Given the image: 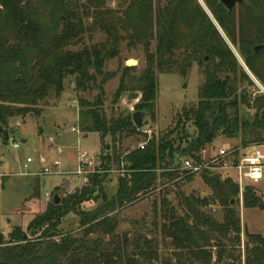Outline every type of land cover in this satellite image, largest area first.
<instances>
[{
    "label": "trees",
    "instance_id": "16d2710c",
    "mask_svg": "<svg viewBox=\"0 0 264 264\" xmlns=\"http://www.w3.org/2000/svg\"><path fill=\"white\" fill-rule=\"evenodd\" d=\"M47 1L52 7L46 21L41 6L46 0H0V134L8 130L12 116L41 114L40 105L59 99L65 78L75 77V90H87L89 83L100 88L92 102L77 99V127L83 134L98 133L100 160L97 171L80 190L58 196V204L55 193L44 211L38 186L34 187L18 211L33 213L26 231L17 226L8 237L0 232V264H152L157 259L155 239L143 234L131 240L127 234L119 236L114 232L116 219L107 214L155 192L159 185L190 180L194 175L179 177L180 158L201 162L203 150L219 134L235 138L240 147L263 143L264 94L250 96L242 83L254 85L253 81L197 0H121L116 8L110 7L108 0ZM204 2L223 33L237 44L251 74L264 86V0L238 3L237 15L235 7L229 10L220 0ZM84 17L90 18L91 28H97L106 39L70 50L68 46L82 39ZM125 39L128 45H143L145 66L139 74L132 66L123 67L113 101L126 91L131 93L130 99L139 93L134 110L151 117L158 95L157 74L184 76L185 62L191 57L202 66L197 102L183 110L173 129L158 137L137 129L132 112L110 117L104 112L102 84L116 75L104 71V62L119 54L118 45ZM153 39L155 52L149 50ZM257 45L260 49L255 51ZM179 49L189 55L177 56ZM97 75L102 76L99 84ZM241 104L254 110L251 118L241 117ZM187 122L193 127L192 134L186 130ZM175 132L177 137H173ZM136 135L144 136L143 149L139 145L123 149L124 141ZM112 165L121 170L116 191L94 210H83L85 201L103 191L102 181ZM201 173L212 187V197L181 195L185 202L181 214L162 198L160 231L178 249V264H210L208 246L213 245L216 262L225 259L223 264H241L242 228L235 205L238 184L230 178L214 180L206 170ZM243 196L244 206H258L260 199L252 188L246 187ZM217 202L223 206L220 220L200 209ZM69 212L81 217L77 234L60 231ZM245 236L244 264H264V235L245 230Z\"/></svg>",
    "mask_w": 264,
    "mask_h": 264
},
{
    "label": "rangeland",
    "instance_id": "374dc122",
    "mask_svg": "<svg viewBox=\"0 0 264 264\" xmlns=\"http://www.w3.org/2000/svg\"><path fill=\"white\" fill-rule=\"evenodd\" d=\"M204 10L205 14L211 19L218 33L224 37L229 49L232 50L238 65H241L247 75L253 81L254 85H249L246 81L243 86L253 97L256 93L264 94V86L260 81L251 74L247 66L244 64L243 58L237 48V44H233L223 33L219 27L215 17L204 0H197ZM84 2V0H80ZM117 2L121 0H108L110 7L116 8ZM44 19L48 18V11L52 7L51 2H43ZM239 4L235 6L234 11L237 15ZM47 21V20H46ZM85 31L81 35L82 39L76 44L70 45L67 48L70 50L80 49L84 45L90 46L92 43L104 42L106 36L97 28H91L90 18H83ZM156 41L153 39L150 43L149 50L155 52ZM119 54L116 57L109 58L104 62L103 69L105 72L115 71L116 75L110 77L102 85L103 87V109L107 117L110 115L116 116L120 113L133 112L134 106L138 103V97L130 99V92L123 93L116 102L113 101L115 91L118 88L120 75L123 67L132 66L136 68V73L142 72L145 66V51L142 44L128 45L127 40L121 41L118 45ZM177 56L185 57L189 53L182 49L176 51ZM185 75L179 73H158V95L154 117L144 114L142 132H146L149 137L155 135L160 136L176 126V122L184 109L192 107L197 102L198 88L203 81L201 73L202 66L197 60H186ZM91 72L93 70L91 69ZM102 76H96V83L99 84ZM87 90H75V77H67L64 80V90L61 97L56 100H49L45 106L40 105L41 114L36 116L29 113L25 116H12L8 119V137L7 143H4L2 134H0V232L4 236L15 229L20 224L23 230L26 231L28 225L32 221L33 215L21 214L18 211L23 206L37 187L39 193V202H41L42 211L47 208L46 193L49 192L50 201L56 193L59 197H64L67 194L74 193L80 190L83 185H80L81 175L77 176L74 171L77 170V158L80 151L87 152L89 155L96 156V162H99L100 138L98 133H89L87 137L77 127L78 116V97H83L86 100L94 101L97 94L100 93V88L93 83H89ZM254 110L247 109L244 104H241L239 114L242 118H251ZM20 121V125L16 124ZM74 128V131H73ZM186 130L193 133L191 123L187 122ZM173 137H177L175 132ZM25 140V141H24ZM144 140V136L136 135L129 137L123 143V149L133 148L138 146ZM17 144L18 146H15ZM57 147L61 148V153L57 151ZM239 141L222 134H219L216 139L206 147L207 152L205 157L209 158L211 154L217 152L219 148L231 149L239 148ZM263 150L264 146L242 150L240 154L246 151L249 154L251 151ZM46 154V162L40 164L39 155ZM238 156V151L236 152ZM27 158L30 160L27 161ZM58 161L59 167L56 169L53 162ZM42 168L49 167L54 171L53 174H44ZM37 171V173H34ZM211 172V170H206ZM121 174V170L112 165V169L108 171L102 181L103 191L96 198L85 201L82 204V209L85 211L94 210L97 205L102 204L104 199L109 198L116 191L118 183L117 178ZM230 178L233 182L237 181L236 170H230L222 174V180ZM45 180L42 184L41 180ZM239 187V186H238ZM255 191V195L264 202V172L260 182L249 185ZM189 196L199 198H211L212 187L202 178V173L194 174L190 179H178L171 183L159 185L155 192L146 194L145 197L129 203V205L113 210L107 215L116 219L117 225L114 232L119 236L124 234L129 235L131 240L137 234H143L155 239L157 247V259L152 264H172L176 263V252L178 249L174 247L169 238H165L160 231V226L163 223L161 201L165 198L170 202V207L174 206L181 214V209L185 205L184 199ZM235 198V205L240 215L241 232V264H244V245L246 236L245 230L264 235V205L247 207L244 206V196L239 188ZM201 211L213 216L217 220L223 217V206L220 203H211L208 206H201ZM18 223V224H16ZM81 230V217L69 212L64 216L60 225L62 233L68 232L77 234ZM9 231V232H8ZM8 232V233H7ZM116 234V235H117ZM93 237L96 235L93 234ZM165 238V239H164ZM106 242L110 241L109 237L104 238ZM213 241V240H212ZM211 241V245L213 244ZM130 247V246H129ZM212 252V260L210 264H223L216 262V246H208ZM232 262L231 260H228ZM196 264H200L197 262ZM235 264H239L236 261Z\"/></svg>",
    "mask_w": 264,
    "mask_h": 264
},
{
    "label": "built area",
    "instance_id": "2783aa9c",
    "mask_svg": "<svg viewBox=\"0 0 264 264\" xmlns=\"http://www.w3.org/2000/svg\"><path fill=\"white\" fill-rule=\"evenodd\" d=\"M74 131V128H73ZM149 132V131H144ZM143 132V133H144ZM9 140V139H8ZM146 141L139 144V148L143 149ZM18 146L17 144H14ZM264 146L263 143L249 145L247 147L223 149L219 148L216 153L211 154L209 158L205 157L207 150H203L201 162H195L190 158H180V166L178 167L179 177L185 175H194L202 172L203 170H211V173H218L220 178L222 174L230 170H236L237 181L241 193L244 192L246 187L249 185L260 182L263 178L264 172V149L256 151L253 149L249 154L246 151L242 154V150H249L250 148H257ZM238 151V156L236 152ZM30 159H28L29 161ZM96 156L89 155L87 152L80 151L77 158V170L74 174L77 176L81 175L80 185H85L88 182V176L97 171ZM53 166L57 169L59 162L54 161ZM44 174H53L54 171L49 167L43 168ZM47 200L49 198V192L46 193Z\"/></svg>",
    "mask_w": 264,
    "mask_h": 264
},
{
    "label": "water",
    "instance_id": "95a60500",
    "mask_svg": "<svg viewBox=\"0 0 264 264\" xmlns=\"http://www.w3.org/2000/svg\"><path fill=\"white\" fill-rule=\"evenodd\" d=\"M244 0H220L221 3H223L225 5V7L227 9H232L233 7H235L236 5H238V3H242ZM260 48H259V45H257L255 47V51H258ZM145 114V111H133L132 114H131V117L133 119V123L134 125L137 127V129H142L143 128V116ZM87 136V135H86ZM2 138L4 140V143H7L8 142V130L5 129L2 133ZM211 177L214 179V180H217V181H220V175L218 173H213L211 174ZM54 201L56 204H58L60 201H59V197L57 194L54 195ZM232 203H234V201H232ZM264 205V202L262 200H260L258 206H263Z\"/></svg>",
    "mask_w": 264,
    "mask_h": 264
},
{
    "label": "crops",
    "instance_id": "0c3cea01",
    "mask_svg": "<svg viewBox=\"0 0 264 264\" xmlns=\"http://www.w3.org/2000/svg\"><path fill=\"white\" fill-rule=\"evenodd\" d=\"M16 124L17 125H20V121H16ZM88 134L89 133H87V134H84L85 135V137H87L88 136ZM87 135V136H86ZM2 138V137H1ZM25 141V140H24ZM57 151L58 152H60L61 153V148L60 147H57ZM46 154L45 153H42V154H40L39 155V161H40V164H44L45 162H46ZM28 159L29 158H27V161H28ZM41 169H43L42 167H40ZM34 173H37V171H35ZM41 183L42 184H44L45 183V180L43 179V180H41ZM48 200H47V197H46V202H47ZM39 207V206H38ZM40 208H41V210H42V207L40 206ZM25 214H27V215H33V213L31 214V213H25ZM19 215H21V214H19ZM16 224H18V223H16ZM19 226H21L20 224H18ZM22 227V226H21ZM9 232V231H8ZM7 232V233H8Z\"/></svg>",
    "mask_w": 264,
    "mask_h": 264
}]
</instances>
